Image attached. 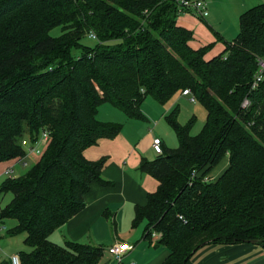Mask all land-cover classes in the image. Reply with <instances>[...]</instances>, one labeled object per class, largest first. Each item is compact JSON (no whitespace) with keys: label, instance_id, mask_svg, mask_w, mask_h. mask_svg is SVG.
Returning a JSON list of instances; mask_svg holds the SVG:
<instances>
[{"label":"trees","instance_id":"trees-1","mask_svg":"<svg viewBox=\"0 0 264 264\" xmlns=\"http://www.w3.org/2000/svg\"><path fill=\"white\" fill-rule=\"evenodd\" d=\"M177 16L169 0H0V163L24 158L26 138L50 136L41 161L0 189L13 195L0 220H16L8 235L23 234L29 249L18 254L22 264L101 263L102 247L49 239L86 207L101 176L104 159L90 162L85 150L122 130L100 121L98 108L110 103L140 120L147 97L165 104L186 89L207 121L194 135V121L183 126L177 110L167 117L179 147L163 143L141 164L159 185L136 224L147 219L145 238L155 233L169 250L162 264H188L209 244L264 246V82L251 89L264 58V4L240 16L236 39L211 59L190 47ZM56 27L63 31L54 37ZM86 30L98 37L88 52L79 41ZM226 155L222 176L205 181Z\"/></svg>","mask_w":264,"mask_h":264},{"label":"crops","instance_id":"crops-1","mask_svg":"<svg viewBox=\"0 0 264 264\" xmlns=\"http://www.w3.org/2000/svg\"><path fill=\"white\" fill-rule=\"evenodd\" d=\"M206 1L210 11L207 18H202L196 13L182 14L176 17V24L191 31L190 47L194 50L206 48L205 58L211 59L222 54L239 33L234 39L229 38L227 32L230 25L225 27L224 22H229V19H237L240 22V16L244 12L264 4V0ZM180 95L183 96L182 93ZM152 124L151 121L147 123L145 133L142 130L137 131L139 139L147 140L149 145L157 137L155 128H150ZM120 134L114 139L102 138L96 145L85 150L84 156L87 160L104 159L106 165L100 178L90 184L85 196L86 207L53 232L49 239L59 246H64L70 241L102 247L106 252L100 264H117L114 257L107 252V248L115 243H129L133 246L132 251L124 257L123 264H162L170 255L169 250L159 243L158 239L153 241V236L145 238L147 219H141L136 224L137 213L146 208L150 195L157 191L159 185L153 175L141 171L143 161L152 158L138 150V147L134 146L135 142H128L126 145L118 143ZM227 158L215 178L208 177L213 170L209 172V181H217L226 171L229 166L228 155ZM15 164L17 165L16 162ZM15 167L8 168L5 175L8 176V170H13L14 174ZM5 228L4 223H1L0 232ZM17 236L10 237L7 234L6 238L14 239ZM6 260L10 261V258ZM188 264H264V246L248 242L209 244L201 248Z\"/></svg>","mask_w":264,"mask_h":264},{"label":"rangeland","instance_id":"rangeland-1","mask_svg":"<svg viewBox=\"0 0 264 264\" xmlns=\"http://www.w3.org/2000/svg\"><path fill=\"white\" fill-rule=\"evenodd\" d=\"M225 27L230 25V29H228L227 36L229 38L234 39L237 33L239 32V21L237 19H229V22H224ZM223 25L224 30L225 27ZM63 29L62 27H56L51 30L50 34L54 37L61 35ZM90 31L86 30L81 34L80 43L83 47L84 51H91L98 47V41L93 40L89 37ZM239 34V33H238ZM237 37V36H236ZM109 45H116L115 42H110ZM81 47V48H82ZM89 49H87V48ZM82 49L73 51L75 54H81ZM177 110L178 113V121L183 126L191 124L194 121L191 132L194 135H197L202 132L203 127L207 121L208 113L206 108L196 102L192 101L190 97H184L178 94L176 97L172 98L168 103L161 104L154 100L151 96L147 97L141 106V111L143 112L144 119L134 120L129 119L121 111L119 108L113 106L110 103H104L98 108L99 119L104 123H112L121 126L122 133L117 138L118 143L121 145H126L128 142H135L134 146L138 147V150L142 151L147 156L151 157L154 160L157 157V153H155L153 148V141L149 142L147 140L141 141L139 132H146L145 127L148 122L151 121L152 126L150 128H155V135L161 139L165 143V146L169 150H177L179 147V141L177 134L172 128L168 121L167 117L172 115ZM151 118V120H148ZM155 123L157 126L155 127ZM150 134V133H149ZM42 135V134H41ZM27 136V135H26ZM152 136V135H151ZM42 138V137H41ZM40 138V139H41ZM114 139V138H111ZM26 141L30 143V140L26 138ZM140 142V143H139ZM152 144V145H151ZM41 147H43L42 141H40ZM25 148V147H24ZM23 148L25 157L21 160H13L11 162H2L0 163V189L3 188V185L6 184V181H11L14 179H21L25 177L29 170H31L35 165H37L42 156H34L27 153V149ZM227 155L224 156L220 162L212 169V173L208 177L215 178V175L222 169L224 164L227 162ZM102 159H98V161H90L94 163L101 162ZM148 160V159H147ZM149 160V161H152ZM17 163V165L15 164ZM19 163H26L27 165H19ZM16 165V167H15ZM25 165V166H24ZM106 163L104 162V166ZM14 168L15 173L12 177H8L5 175V171L8 168ZM8 179V180H7ZM13 195L11 192L0 193V212L7 207V205L11 202ZM1 223H4L6 228L3 232H0L1 240H0V263L3 260L10 258L13 255L23 253L25 251H29L28 247L24 244V235L17 236L14 239L6 238V235L16 226V220L12 218H7L4 220H0ZM153 241L157 240L156 237L152 238ZM8 261V260H6Z\"/></svg>","mask_w":264,"mask_h":264},{"label":"built area","instance_id":"built-area-1","mask_svg":"<svg viewBox=\"0 0 264 264\" xmlns=\"http://www.w3.org/2000/svg\"><path fill=\"white\" fill-rule=\"evenodd\" d=\"M176 4L177 6V13L178 16L182 14H190V13H196L202 18H207L210 14L208 3L206 0H169ZM90 38L93 40L98 41V37L95 33H90ZM257 72L254 75L251 89L255 90L257 89L262 82H264V58L263 57H257ZM183 96H188L192 99V101H195L194 96L192 95L191 91L189 89H186L182 92ZM250 106V101L248 98L244 99L242 102L243 108H248ZM42 137V138H41ZM41 138V139H40ZM40 138L32 144L31 141L28 143L26 140L22 142L23 146L27 149V153L30 155H36L39 156L42 154L43 149L48 145L50 136L47 132L42 133ZM40 141L43 143V147L40 145ZM153 148L155 153L162 154L163 152V141H161L160 138L155 137L153 140ZM27 165L26 163H24ZM8 176L11 177L13 174V170H8L6 172ZM198 174L194 173L193 178L197 177ZM205 181H209V179L206 177ZM153 237H156L159 239V235L153 233ZM133 246L129 243H115L107 248V252L111 254L114 259L116 260L117 264H123L124 257L126 254L130 251H132ZM10 263L11 264H22L20 256L18 254L13 255L10 257Z\"/></svg>","mask_w":264,"mask_h":264},{"label":"water","instance_id":"water-1","mask_svg":"<svg viewBox=\"0 0 264 264\" xmlns=\"http://www.w3.org/2000/svg\"><path fill=\"white\" fill-rule=\"evenodd\" d=\"M246 242H248V243H255V244H258V241H257V240H248V241H246Z\"/></svg>","mask_w":264,"mask_h":264}]
</instances>
